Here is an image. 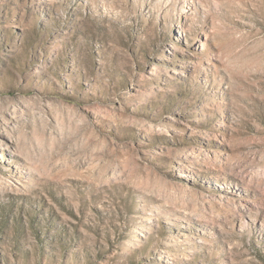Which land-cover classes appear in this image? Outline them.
Segmentation results:
<instances>
[{
	"label": "rangeland",
	"instance_id": "374dc122",
	"mask_svg": "<svg viewBox=\"0 0 264 264\" xmlns=\"http://www.w3.org/2000/svg\"><path fill=\"white\" fill-rule=\"evenodd\" d=\"M0 264H264V0H0Z\"/></svg>",
	"mask_w": 264,
	"mask_h": 264
}]
</instances>
